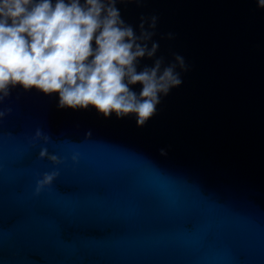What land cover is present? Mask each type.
<instances>
[{
	"label": "water",
	"instance_id": "95a60500",
	"mask_svg": "<svg viewBox=\"0 0 264 264\" xmlns=\"http://www.w3.org/2000/svg\"><path fill=\"white\" fill-rule=\"evenodd\" d=\"M117 8L137 32L156 15L157 55L180 53L190 71L143 127L10 90L0 264H264V10L255 0ZM168 32L175 39H161Z\"/></svg>",
	"mask_w": 264,
	"mask_h": 264
},
{
	"label": "clouds",
	"instance_id": "9594fccd",
	"mask_svg": "<svg viewBox=\"0 0 264 264\" xmlns=\"http://www.w3.org/2000/svg\"><path fill=\"white\" fill-rule=\"evenodd\" d=\"M118 3L142 0H0V103L19 85L58 94L61 109L93 106L104 118L134 117L145 126L191 66L177 52L170 60L157 55L156 15L141 16L137 32L122 19ZM255 4L264 10V0ZM161 39L173 40L175 33ZM5 114L0 111V119ZM36 135L43 134L38 129ZM40 156L58 162L46 149ZM57 174L45 173L37 191Z\"/></svg>",
	"mask_w": 264,
	"mask_h": 264
}]
</instances>
